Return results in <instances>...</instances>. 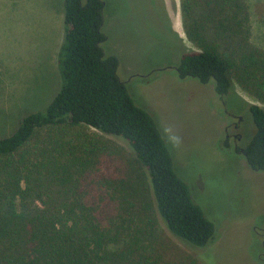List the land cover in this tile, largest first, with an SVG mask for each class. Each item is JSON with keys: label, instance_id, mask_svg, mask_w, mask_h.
Returning <instances> with one entry per match:
<instances>
[{"label": "trees", "instance_id": "obj_1", "mask_svg": "<svg viewBox=\"0 0 264 264\" xmlns=\"http://www.w3.org/2000/svg\"><path fill=\"white\" fill-rule=\"evenodd\" d=\"M103 8L63 0L58 90L0 139V264H159L155 217L186 247L213 236L155 121L118 78V59L103 52ZM248 15L245 0H179L194 51L181 54L177 77L211 84L219 101L237 85L264 103V52L250 42ZM248 113L254 132L240 155L264 174V108ZM84 128L100 135L80 138ZM102 136L125 142L143 180Z\"/></svg>", "mask_w": 264, "mask_h": 264}, {"label": "rangeland", "instance_id": "obj_2", "mask_svg": "<svg viewBox=\"0 0 264 264\" xmlns=\"http://www.w3.org/2000/svg\"><path fill=\"white\" fill-rule=\"evenodd\" d=\"M101 1L103 52L118 59L117 76L130 100L155 121L170 146L175 175L187 183L192 201L214 228L210 241L190 248L155 217L150 240L159 264H264L254 232L264 221V174L250 170L243 156L232 152L231 139L225 140L238 133L237 147L245 148L254 132L248 105L264 108V103L237 85L219 101L211 84L177 77L181 54L194 51L180 27L179 0ZM245 1L250 42L264 52V0ZM62 2L0 0V139L24 116L43 111L58 90ZM223 109L241 117L235 132L224 134L231 120ZM77 132L88 140L100 135L88 128ZM102 138L130 161V177L143 180L125 142Z\"/></svg>", "mask_w": 264, "mask_h": 264}, {"label": "flooded vegetation", "instance_id": "obj_3", "mask_svg": "<svg viewBox=\"0 0 264 264\" xmlns=\"http://www.w3.org/2000/svg\"><path fill=\"white\" fill-rule=\"evenodd\" d=\"M221 105V104H220ZM224 111V109H223ZM224 114L226 117H228L230 120H231V123H229L228 125H226L223 129L224 131V134L227 133V130L228 129H232L233 132H235L237 130V128L239 127V124H240V120H241V117L235 115V116H232L228 113H226V111H224ZM230 138L231 139V150L232 152H234V154H241V149L237 147V142L239 141L240 139V135L238 133L236 134H233L231 136L229 135H225V140ZM224 147L228 149V147L226 146V143H223ZM264 220V219H263ZM254 232L256 233V235L259 237V245L263 248L264 250V221H263V226L262 224L258 227V226H255L254 227ZM264 260V259H263Z\"/></svg>", "mask_w": 264, "mask_h": 264}, {"label": "crops", "instance_id": "obj_4", "mask_svg": "<svg viewBox=\"0 0 264 264\" xmlns=\"http://www.w3.org/2000/svg\"><path fill=\"white\" fill-rule=\"evenodd\" d=\"M60 36H61V34H60ZM60 36H59V38H60ZM58 40H59V39H57V41H58ZM57 41H56V45H57ZM56 45H55V46H56Z\"/></svg>", "mask_w": 264, "mask_h": 264}]
</instances>
